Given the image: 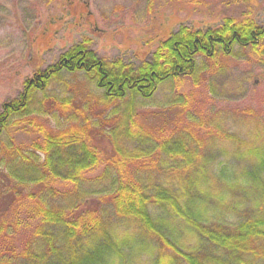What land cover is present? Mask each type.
Returning <instances> with one entry per match:
<instances>
[{
	"label": "trees",
	"instance_id": "1",
	"mask_svg": "<svg viewBox=\"0 0 264 264\" xmlns=\"http://www.w3.org/2000/svg\"><path fill=\"white\" fill-rule=\"evenodd\" d=\"M218 1L247 9L217 27L182 24L137 63L103 58L84 38L2 104L0 264H137L145 248L157 251L155 264H264L263 116L187 113L188 125L167 135L138 123L161 89L198 87L240 51L264 66L253 0ZM239 119L252 124L246 133ZM110 122L101 131L113 152L104 154L93 134ZM20 134L36 137L26 144ZM223 140L239 144L231 160L207 152Z\"/></svg>",
	"mask_w": 264,
	"mask_h": 264
},
{
	"label": "rangeland",
	"instance_id": "2",
	"mask_svg": "<svg viewBox=\"0 0 264 264\" xmlns=\"http://www.w3.org/2000/svg\"><path fill=\"white\" fill-rule=\"evenodd\" d=\"M253 3L255 14L263 21L264 0ZM246 7L244 2L225 5L218 0H201L199 6L164 0L153 4L149 0H0V108L22 92L28 78L84 38L103 58L137 63L147 60L180 25L217 27L226 17L239 18ZM238 52L237 49V55ZM205 79L198 87L185 80L173 92L169 87L161 89L157 104L139 111L138 123L151 134L167 135L176 126L188 125V114L205 120L225 111L264 118V66L257 54L240 51L228 60L223 73L207 75ZM173 97H181L185 107L168 104ZM92 117L99 123L96 110ZM42 121L50 129L55 128L54 121ZM234 122L243 133L252 125L241 119ZM111 124L101 125L93 134L104 154H112L113 143L101 129L110 132ZM236 128L230 129L232 134ZM35 137L18 135L19 141L26 144ZM223 142L208 143L209 156L233 159L239 144ZM148 249L137 250L133 260L137 264H155L157 251Z\"/></svg>",
	"mask_w": 264,
	"mask_h": 264
}]
</instances>
